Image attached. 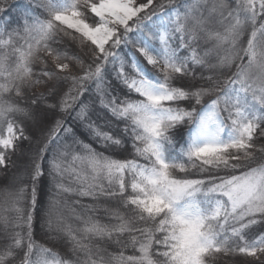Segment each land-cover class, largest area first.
<instances>
[{
	"label": "snow or ice",
	"instance_id": "1",
	"mask_svg": "<svg viewBox=\"0 0 264 264\" xmlns=\"http://www.w3.org/2000/svg\"><path fill=\"white\" fill-rule=\"evenodd\" d=\"M0 264H264V0H0Z\"/></svg>",
	"mask_w": 264,
	"mask_h": 264
},
{
	"label": "trees",
	"instance_id": "2",
	"mask_svg": "<svg viewBox=\"0 0 264 264\" xmlns=\"http://www.w3.org/2000/svg\"><path fill=\"white\" fill-rule=\"evenodd\" d=\"M37 239H41L42 242H43V239H42L41 237H37ZM49 246H54L57 250H59V251H61V252L64 251V250H63L62 248H60L58 245H53V244L50 243Z\"/></svg>",
	"mask_w": 264,
	"mask_h": 264
}]
</instances>
